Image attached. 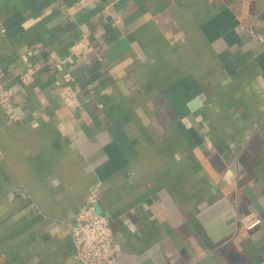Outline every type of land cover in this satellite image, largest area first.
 Segmentation results:
<instances>
[{
    "label": "crops",
    "instance_id": "1",
    "mask_svg": "<svg viewBox=\"0 0 264 264\" xmlns=\"http://www.w3.org/2000/svg\"><path fill=\"white\" fill-rule=\"evenodd\" d=\"M0 70V264H81L89 191L117 264H264V0H0Z\"/></svg>",
    "mask_w": 264,
    "mask_h": 264
},
{
    "label": "built area",
    "instance_id": "2",
    "mask_svg": "<svg viewBox=\"0 0 264 264\" xmlns=\"http://www.w3.org/2000/svg\"><path fill=\"white\" fill-rule=\"evenodd\" d=\"M115 23L119 22L117 16ZM34 68L28 66L17 75L18 82L27 84L33 79ZM67 75V74H66ZM2 71L0 70V77ZM14 95L11 87L0 83V106L4 109L10 108V101ZM66 107L74 110L81 103L75 91L70 86L62 87L60 94ZM97 195L89 191L83 204L79 207L74 216L73 224L69 229L70 241L72 244V257L81 264H117L111 249V228L106 215L96 210ZM261 219L253 212H249L236 219V224L242 229L248 230L260 223Z\"/></svg>",
    "mask_w": 264,
    "mask_h": 264
},
{
    "label": "water",
    "instance_id": "3",
    "mask_svg": "<svg viewBox=\"0 0 264 264\" xmlns=\"http://www.w3.org/2000/svg\"><path fill=\"white\" fill-rule=\"evenodd\" d=\"M233 221V219L232 220H230L229 222H232Z\"/></svg>",
    "mask_w": 264,
    "mask_h": 264
}]
</instances>
